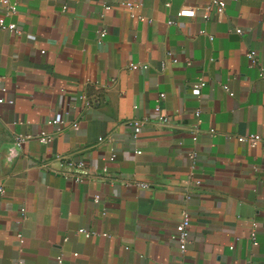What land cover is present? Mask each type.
Here are the masks:
<instances>
[{"label": "crops", "instance_id": "1", "mask_svg": "<svg viewBox=\"0 0 264 264\" xmlns=\"http://www.w3.org/2000/svg\"><path fill=\"white\" fill-rule=\"evenodd\" d=\"M16 1L5 18L20 31L0 29V264H264V78L247 56L264 62V0L209 16L208 0ZM67 159L90 175L61 174ZM184 207L182 252L171 234Z\"/></svg>", "mask_w": 264, "mask_h": 264}, {"label": "built area", "instance_id": "2", "mask_svg": "<svg viewBox=\"0 0 264 264\" xmlns=\"http://www.w3.org/2000/svg\"><path fill=\"white\" fill-rule=\"evenodd\" d=\"M1 2L4 5L5 13L0 15V29H9L14 32H19L20 29L18 28L16 22L13 20H6L5 18V14L16 12L18 8L17 1L16 0H1ZM123 3H125L131 9H134L136 6L139 5V3L133 2L132 0H124ZM224 4H225V0H208L205 6V12H204L205 16H209L212 9H217V10L222 9ZM110 6H111L110 3H107V2L103 4L104 8H109ZM195 13H196V7L194 5H183L178 10L179 15L193 16L195 15ZM138 16L141 19L145 18L143 14H139ZM171 21H173V19H169V22ZM107 31H108L107 27L105 26L99 27L97 29V38L99 41L103 39ZM236 31L242 32L243 29L241 27H236ZM247 56H248L249 64L253 66H257L259 76L264 78V62L260 61V56L258 54V51L255 48H251L247 51ZM140 65H141L140 62L130 63V66L135 67V68L140 67ZM204 84H205L204 79L198 80L192 85L191 90L195 93H198L199 88H201ZM162 95H164V92H161V96ZM80 96L85 97L83 94H81ZM5 99H6L5 96L0 95V102H3ZM8 100L12 101L13 99H8ZM86 101L88 105H92L95 102V98L92 100L87 99ZM196 114L197 115L200 114L199 109L196 110ZM160 120L163 123H166V124L169 123V117L165 114L160 115ZM198 120H200V118ZM50 121L54 123H59L60 124L59 126H61V124L64 123L65 119L61 115H57L51 118ZM128 121L129 123L135 125L136 127H139V125L143 123L144 119L143 118H132V119H129ZM73 125L77 127L78 122L74 121ZM133 135L134 137L138 135L137 130L133 133ZM28 136L30 135L28 134L24 136L23 135L16 136L15 144L10 148L9 157H12L17 153V144H20L22 139H25ZM40 138L41 140L45 142H49L52 140V135L43 133L41 134ZM194 138H196V134H194ZM242 138L249 141L251 144H255L261 138V135L259 133H248L244 135ZM136 151L141 152V149L137 148ZM114 155L115 154L112 153L110 157L113 158ZM190 156L192 157V166L194 167L195 158H196V150H192L190 152ZM60 163H61V168L58 171L67 177L73 178L75 181H82L87 176L90 175V171L88 170L87 166L80 160L79 161L74 160V159L60 160ZM193 180L198 184L201 182L200 178H193ZM138 183L143 186L149 185V182H146V181H139ZM190 197H191V192L188 191L186 194V198H190ZM94 200L95 202H98L100 200V195L95 194ZM190 225H191V215H190L188 208L184 207L181 212V218L176 223L175 229L171 234V236L174 239H176V241L178 242L179 248L182 252H185L187 250L188 244L190 242V234H191ZM78 231L83 233L84 235L95 233L93 230L87 228L86 226H80L78 228ZM256 231H257L256 222L253 221L251 236H252L254 243L258 242ZM64 238H67V235H65ZM231 246H233V244ZM22 262H23L22 258H19L17 260V264H22ZM62 262H63V254L59 253L56 257V261L54 262V264H62ZM181 264H186V262L182 261Z\"/></svg>", "mask_w": 264, "mask_h": 264}]
</instances>
